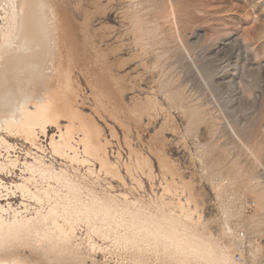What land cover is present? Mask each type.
Masks as SVG:
<instances>
[{
    "label": "rangeland",
    "instance_id": "374dc122",
    "mask_svg": "<svg viewBox=\"0 0 264 264\" xmlns=\"http://www.w3.org/2000/svg\"><path fill=\"white\" fill-rule=\"evenodd\" d=\"M53 1L56 32L67 43L62 64L70 62L62 66L77 96L75 126L98 131L110 165L101 168L92 157L82 163L80 145L79 161L57 156L39 130V149L6 137L15 147L0 145V162L18 157L35 167L8 178H26L32 193L11 195L21 216L3 217H40L57 203L55 220L72 222L75 231L68 245L54 240L48 251L32 230H21L0 241V259L208 264L125 225H107L100 215L86 222L62 211L98 199L124 210L126 220L137 210L144 219L179 218L180 230L228 254L232 264H264V0ZM68 121L60 118L47 134Z\"/></svg>",
    "mask_w": 264,
    "mask_h": 264
},
{
    "label": "bare ground",
    "instance_id": "6f19581e",
    "mask_svg": "<svg viewBox=\"0 0 264 264\" xmlns=\"http://www.w3.org/2000/svg\"><path fill=\"white\" fill-rule=\"evenodd\" d=\"M59 18L53 0H0V145L9 151L15 146L6 137L22 138L39 149L36 143L39 130L47 136L53 154L62 157L71 153V161H79L76 146L80 145L82 163L87 161L85 158L92 157L106 169L110 164L98 140V131L83 124L75 126L78 114L72 103L73 97L77 96L72 89L69 68L62 66L66 65L68 58L62 64V53L67 43L56 32ZM62 117H67L69 124L63 131L59 128L57 134L49 136V127L56 125ZM76 132H81L77 140L74 139ZM34 165L20 162L18 157L9 159L7 164L0 162V241L17 236L21 230H32L41 242L47 244V250L53 251L56 249L54 240L66 246L75 231L72 222L64 220L60 224L55 220L56 212L61 209L59 204L51 205L45 215L36 218L18 219L13 216L12 221H7L3 217L7 211L18 216L17 209L8 202L11 195L19 193L25 197V194L32 193L26 186V178L20 176L21 182L11 183L7 182L8 178H12L16 171H31ZM40 167L45 173H54L44 165ZM4 175H8L6 180L2 179ZM70 189L75 190L73 186ZM43 194L48 196V191ZM5 201L7 203L3 205ZM110 203L92 199L63 206L62 211L83 215L86 222L100 215L107 225H125L135 234L166 242L183 254L205 259L208 264H232L228 254H217L210 245L197 241L187 229L180 230L179 218L161 215L155 220L150 217L144 219L137 210L126 220L123 217L126 212L115 209ZM0 264L10 263L0 259Z\"/></svg>",
    "mask_w": 264,
    "mask_h": 264
},
{
    "label": "built area",
    "instance_id": "2783aa9c",
    "mask_svg": "<svg viewBox=\"0 0 264 264\" xmlns=\"http://www.w3.org/2000/svg\"><path fill=\"white\" fill-rule=\"evenodd\" d=\"M246 205H247V208L250 209L253 206V203L248 202ZM241 237H243V235H241ZM236 259L239 260V257L237 256Z\"/></svg>",
    "mask_w": 264,
    "mask_h": 264
}]
</instances>
